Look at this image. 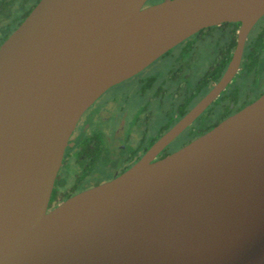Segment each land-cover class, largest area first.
<instances>
[{"label":"water","instance_id":"95a60500","mask_svg":"<svg viewBox=\"0 0 264 264\" xmlns=\"http://www.w3.org/2000/svg\"><path fill=\"white\" fill-rule=\"evenodd\" d=\"M39 0L0 44V264H264V92L164 158L48 209L77 121L107 88L199 29L240 21L236 72L264 0Z\"/></svg>","mask_w":264,"mask_h":264},{"label":"flooded vegetation","instance_id":"af4514ba","mask_svg":"<svg viewBox=\"0 0 264 264\" xmlns=\"http://www.w3.org/2000/svg\"><path fill=\"white\" fill-rule=\"evenodd\" d=\"M38 1L31 4L29 0H14L8 5V10L18 7L22 18L9 31L10 20L16 16L1 15L0 33L8 31L7 38ZM159 1L147 0L145 5ZM240 26V21H224L199 29L137 73L111 85L88 106L69 137L48 209L117 177L145 156L150 155L151 161L164 158L259 97L264 92V14L247 34L231 79L181 131L155 153L150 152L219 83L234 55ZM254 38H259L261 45L251 56L250 41ZM205 42L210 44L213 58L206 71L192 82L193 61ZM164 57L172 61L166 74L165 64L161 77L158 71L149 73V68ZM127 84L131 85L129 90L119 88Z\"/></svg>","mask_w":264,"mask_h":264},{"label":"rangeland","instance_id":"374dc122","mask_svg":"<svg viewBox=\"0 0 264 264\" xmlns=\"http://www.w3.org/2000/svg\"><path fill=\"white\" fill-rule=\"evenodd\" d=\"M16 1H18V0H16ZM20 1H22V0H20ZM29 1H31V4H33L35 2V0H29ZM150 1L152 2V1H157V0H150ZM28 6L29 5H27V7ZM7 13H11L10 16H16L17 17V16H19L21 14V11L19 12L18 7L16 9H14V10H11V9L8 10V6H7L2 12H0V15H6ZM10 22H12V26H14L16 20L12 19V20H10ZM0 30H1V28H0ZM209 47H210V44L208 42H205L202 45H200V48L197 51L196 57L194 58L193 65H192L193 66V68H192V77H191V81L192 82L194 80H196L200 75H202L206 71V69L208 68V65L212 61L213 54L211 52H209ZM171 62L172 61L169 60V57L160 58L158 61H156L152 65L151 68H149L148 71H149V73L158 71L159 75L161 77L162 72H163L162 71L163 68H161V66L163 64L166 65L165 66V74H166V67L168 68ZM249 77L251 79V74L249 75ZM119 88H123V89H128L129 90L131 88V85L127 84V85L121 86ZM63 170L64 171H68L67 168H64Z\"/></svg>","mask_w":264,"mask_h":264},{"label":"trees","instance_id":"16d2710c","mask_svg":"<svg viewBox=\"0 0 264 264\" xmlns=\"http://www.w3.org/2000/svg\"><path fill=\"white\" fill-rule=\"evenodd\" d=\"M24 1H28V0H24ZM13 2H14V0H0V12H2L8 5H11ZM21 18H22V16H17V17H14L13 18L17 22L15 23L14 26H12V23L10 22L11 27H10V30L9 31H11L17 25V23L21 20ZM8 33H9L8 31L7 32H4V33H0V42L6 38V36H7ZM260 45L261 44L259 42V38H254V39H252L250 41V47H251V49H250V51H251L250 53L251 54L250 55L251 56L253 55V52H252L253 50H255V53L258 52V50L260 48ZM220 72H221V70H218V74H217L218 76L220 75Z\"/></svg>","mask_w":264,"mask_h":264}]
</instances>
